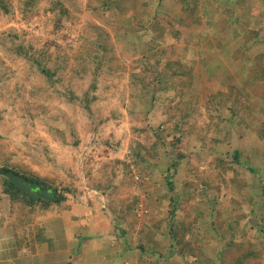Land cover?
Segmentation results:
<instances>
[{
    "label": "rangeland",
    "instance_id": "374dc122",
    "mask_svg": "<svg viewBox=\"0 0 264 264\" xmlns=\"http://www.w3.org/2000/svg\"><path fill=\"white\" fill-rule=\"evenodd\" d=\"M5 1L9 10L0 8V168L53 172L55 181H61L59 188L66 179L80 197L91 191L85 180L100 175L101 165H91L90 174L84 166L65 176L58 161L69 163L78 151L87 155L93 136H122L115 151H125L123 167L138 158L134 167L149 176L148 184L139 186L129 167L137 208L141 202L149 210L144 219L137 217L145 222L146 233L155 226L149 227L155 214L148 192L158 209L171 211L172 206L163 204L170 172L169 180L197 184L194 202L182 206L194 212L196 201L201 209L198 225L192 226L194 245L207 240L215 247L237 230L235 256L243 257L240 263L264 264V78L250 77L264 68V0H190V5L182 0H127L123 7L131 6L120 15L106 10L105 0H63L75 21L65 20L72 33L53 31L54 14L46 10L55 0H38L28 13L23 12L25 0ZM95 50L103 56L97 70L89 57ZM32 55L42 56L55 79ZM152 74L162 78L154 82L156 120H162L168 140L159 152L152 150L153 138L147 140L138 131L154 117L144 111L153 105V87L142 86ZM236 151L241 152L239 161ZM99 154L106 160L102 165L109 167L107 149L95 156ZM171 158L180 159V166L170 165ZM251 167L260 170L258 176ZM9 202L0 183V208ZM15 204L20 212L26 208ZM247 222L260 226L249 229ZM135 224L131 222L132 230ZM162 225L153 240L160 249L170 242L168 224ZM209 226L215 227L213 233L206 230ZM203 252L206 259L217 260L215 252Z\"/></svg>",
    "mask_w": 264,
    "mask_h": 264
},
{
    "label": "crops",
    "instance_id": "0c3cea01",
    "mask_svg": "<svg viewBox=\"0 0 264 264\" xmlns=\"http://www.w3.org/2000/svg\"><path fill=\"white\" fill-rule=\"evenodd\" d=\"M91 139L95 143L92 144L93 141L91 142V148L85 147L88 149V156L83 157L84 154L81 155L78 151L79 156L73 158L71 162L68 163L69 160L58 161L61 163V169L58 171L64 173L65 176L71 171L78 172L80 167L84 166L90 174L94 169L91 165H101L99 166L100 175H93L91 181L86 182L85 180L86 187L91 190L89 193L84 191L86 194L82 193L83 195L80 197L77 196V189L74 188L76 185L72 187L69 182L67 184L65 179L60 187L68 188V191L64 193L66 199L60 204H54L43 209L40 206L32 209L24 205L26 208L22 206V212L17 209L15 202L14 204L9 202V204L1 205L0 264H125L126 262L140 264L146 260L147 255L158 256V251H164L169 255V250L174 247L175 251L181 253L182 246L185 247L183 243L188 244V242L189 246L197 254H200L199 259L190 262V264H220L218 261L220 260L218 251L221 249L220 244L217 243L214 247L211 242L204 240L205 242L200 243V246H198L199 242L194 245L192 230L186 234L189 236H185L182 244L172 245L171 227L180 229L181 222L190 224L197 217L196 213L200 214L199 210L201 209L197 208L196 201L194 204L192 203L195 206L194 212H191V209H188L189 212L182 209V206L190 205L189 203L196 199V195L193 194L197 190L196 183L188 182L184 185L175 181L176 186L173 192L176 193L174 197L177 200L174 221L170 214V208L168 211V207L158 209V205H155L158 201H152L153 195H151L150 201V193L148 192L149 202L147 203L151 204L155 214L149 220L151 224L149 227L155 226L152 227L154 232L146 233L144 231L145 222H140L136 215L139 197L136 196L133 187L129 186L130 182L134 184L129 167H123L125 164L122 159H125V151H115L117 147H120L122 136L118 140L115 137L96 140L95 136ZM110 140H116L117 143ZM94 144H96L95 150L93 149ZM102 148L107 149L106 157L109 159L107 161L109 167L102 165L106 161L103 156L100 154L95 156ZM81 157L87 158V161L81 160ZM181 162L180 160L178 167ZM79 163H81L80 166ZM171 167L169 169H172ZM38 171L35 170L40 175L51 178L56 184L61 182L55 181L57 176L53 172L47 175L46 172H41V169ZM168 173L170 174V172H166V175ZM165 182L168 191L165 192L163 204L166 202L168 206L171 203L172 195L168 181ZM152 185L154 183L151 182L150 186ZM127 188L130 189V193ZM179 189L181 190L179 191ZM191 189L193 192H190ZM140 195L142 196V194ZM25 210L31 215H26ZM150 216L151 210L148 218ZM132 221L136 223L134 230L130 227ZM164 221L168 224L166 232L170 242H168V246L160 249L154 242L157 237L155 230L160 229L159 225L163 228L162 222ZM177 222L180 223L177 224ZM146 223H148L147 220ZM158 239H160L159 236ZM205 249L215 252L217 260H214L213 257L209 258V256H207L209 259L203 257L202 253H205L203 252ZM187 254V252L181 254L180 258L176 257L178 253L177 255L173 254L172 257L169 255L170 263L189 264V262L186 263Z\"/></svg>",
    "mask_w": 264,
    "mask_h": 264
},
{
    "label": "trees",
    "instance_id": "16d2710c",
    "mask_svg": "<svg viewBox=\"0 0 264 264\" xmlns=\"http://www.w3.org/2000/svg\"><path fill=\"white\" fill-rule=\"evenodd\" d=\"M182 1L183 2L186 1L187 4L190 5L188 3V2H190V0H182ZM194 1L198 2V0H194ZM37 2H38V0H25L23 12L28 13L29 11H33L31 7L32 6L34 7L35 3H37ZM126 2H127V0H105L102 4H103V6H105L106 10L111 11L112 15H116V14L120 15L123 13V10H124L123 8L126 9L129 6H131L129 4L127 7H123L124 3H126ZM0 8H3L5 11L9 10L5 0H0ZM46 12L54 14L53 31L55 33H59L61 31L67 32V33L73 32L72 26H70V24H68V22H65V20L66 21L71 20L72 22H75V21H73V15L70 12V9L63 2V0H55L54 2H52L51 5L49 6V8H47ZM72 22H71V24H72ZM96 51L97 50H95L94 52L89 54V57L92 58L94 63H95L96 68L94 70L99 69V67H100V65H102V61H103L102 60V58H103L102 54H100L99 51H97V52ZM20 52L21 53L24 52L26 56L30 57V54L28 51H21V49H20ZM40 56L41 55H39V56L32 55L31 58H33V60L38 62L39 68L44 73H46L50 78L55 79L54 78L55 72L52 70H48L46 68V66L42 64V59L40 58ZM145 70L151 72V70L148 67H145ZM96 75H97V72H96L95 76ZM153 75L154 74H152L151 79L149 78L150 80H148L146 82H144L145 81L144 80L142 83V86H144L145 88L153 87L152 88L153 96H152V100H151L153 105L150 106L148 110L146 109L144 111H145V113L147 112V115L145 114L146 117L148 116L150 118V116H149L150 113H153L154 117L151 120L146 119V122H144V124H145L144 127L139 128L138 131H139L140 135L144 136L147 140L150 138L151 139L153 138V142L151 145L152 150L159 152L165 146H167L168 140L165 137L166 133L161 128L163 126V125L161 126L162 120H161V123H160V121L156 120V117L158 119H160V115L157 113V110L155 108L157 105V102H156L157 98L155 96L157 89H155V87H154V85H155L154 82L155 81L160 82L159 80H162V78L161 77H154L153 78ZM250 77L252 79H255V80L263 79L264 78V68L260 72H258L257 74H252ZM94 83L92 84L93 88H95ZM158 89H160V90L163 89L161 84H160ZM164 110H165V113L167 114V108H165ZM154 121H155V123H154ZM167 124L171 125V122L167 123ZM175 128L176 129L180 128L178 122H177V124H175ZM262 133L264 134V131ZM175 139L176 140H174V142L176 141L177 144L181 142V137L177 136ZM133 148H134V146H133ZM136 153L138 154L137 151H136ZM240 155H241V152L236 151L234 153V159L236 161H239ZM178 157L181 159L183 157V154L178 153ZM172 159H174V158L168 159V162H170V165L175 166V167L178 166L180 159H178L177 161H173ZM135 162L136 163L138 162V158H137V160L135 159ZM251 171L253 172V174L258 176V173L260 170L255 168V167H251ZM170 176L171 175L168 173L166 175V178L168 179L169 189L171 190L170 192L172 195L171 196L172 199H171V203H170V206H172V208H171L170 214H171L172 220L174 221V219L176 217L175 203H176L177 198L174 197V196H176L175 195L176 193L174 194L173 191L175 189L176 184H175V181L169 180V178H171ZM0 183H2L3 193L9 197L11 202H13V203L14 202L15 203L20 202V203L24 204L25 206H29L32 209L34 207H37V206H40V208L43 209V208H49L51 205H54V204H60L61 202H63L66 199V196L64 193L68 191V188H64V187L59 188V185H57L51 178L46 177V176H42L39 173L35 172L34 170H29V169L22 168V167H11V166H6V165L2 166L0 168ZM261 194L263 195V198H264V190H262ZM201 214H203V213L201 212ZM250 214L251 213H249V212L247 214H245V218H248V220L251 219ZM196 216L197 217H195V219L190 222L191 226H189L188 222L187 223L181 222L180 229L178 227H175V228L171 227L170 231H171L172 236H173V238H172V240H173L172 245L173 246L182 244L186 234L192 230V226L198 225L199 215L196 214ZM247 226L250 229L252 226L259 227L260 225L257 223H250V222L248 223L247 222ZM214 228H215L214 226H212V227L209 226L206 228V230L209 233H213L212 231L214 230ZM229 228L233 229L232 225H230ZM180 231L182 232L181 234L179 233ZM237 236H238L237 230H235V231H233V233H231V237H228V240L224 239L225 241H221L220 243H218V245L220 244L219 246H221V249L218 250L219 251V258H220V260H218V261L220 262V264H241L240 262H242L243 257L238 256V258H237V256H235V251L237 250L236 246L238 245ZM224 237L227 239L226 235ZM183 244H185V247L182 246L181 253L175 251L174 247L171 248V250H169L170 257H172L173 254L177 255V253H178L177 256L181 257V254L183 255V253L187 252L188 254L186 255V258H187L186 263L189 262V264H190V262H193V261L199 259V254H197L196 251H194V249L189 246V242H188V244H186V243H183ZM232 250H234V251H232ZM154 253H155V250H154ZM158 253H159L158 256L150 255L149 260L148 259L146 261L144 260L142 263L148 262L150 264H156L157 261L160 258H162L163 255L166 254L164 251H158ZM228 254L231 255V257H232L231 259L230 258L227 259ZM169 255L166 254L165 257H163V258H165V260L168 262V264H171ZM154 257L155 258L158 257V258L156 260H152V259H155Z\"/></svg>",
    "mask_w": 264,
    "mask_h": 264
},
{
    "label": "built area",
    "instance_id": "2783aa9c",
    "mask_svg": "<svg viewBox=\"0 0 264 264\" xmlns=\"http://www.w3.org/2000/svg\"><path fill=\"white\" fill-rule=\"evenodd\" d=\"M135 161L134 159L130 161V171L132 170L133 179L139 186H146L149 182V176L145 173L141 172L140 170H137L134 166ZM142 197L145 198V195H142ZM149 212L148 208L145 207L141 202L136 210V215L140 219H144ZM125 264H130L129 262H126ZM140 264H150L148 262L146 263H140ZM156 264H168V262L165 260V258H160Z\"/></svg>",
    "mask_w": 264,
    "mask_h": 264
},
{
    "label": "bare ground",
    "instance_id": "6f19581e",
    "mask_svg": "<svg viewBox=\"0 0 264 264\" xmlns=\"http://www.w3.org/2000/svg\"><path fill=\"white\" fill-rule=\"evenodd\" d=\"M96 207V206H95Z\"/></svg>",
    "mask_w": 264,
    "mask_h": 264
}]
</instances>
